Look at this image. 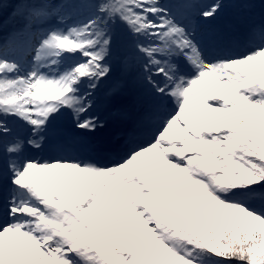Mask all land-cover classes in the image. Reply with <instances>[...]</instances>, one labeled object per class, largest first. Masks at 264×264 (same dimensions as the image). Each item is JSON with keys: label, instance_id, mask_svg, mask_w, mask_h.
Wrapping results in <instances>:
<instances>
[{"label": "snow or ice", "instance_id": "1", "mask_svg": "<svg viewBox=\"0 0 264 264\" xmlns=\"http://www.w3.org/2000/svg\"><path fill=\"white\" fill-rule=\"evenodd\" d=\"M258 199L264 0H0V264H264Z\"/></svg>", "mask_w": 264, "mask_h": 264}, {"label": "rangeland", "instance_id": "2", "mask_svg": "<svg viewBox=\"0 0 264 264\" xmlns=\"http://www.w3.org/2000/svg\"><path fill=\"white\" fill-rule=\"evenodd\" d=\"M202 3H211L212 0H201ZM224 3L231 5L235 2H237V0H223ZM251 2L259 4L260 0H251ZM261 10L257 9L255 14L250 15L249 13L240 10V9H235L232 7H228L225 11V14L223 15L222 19H221V24H226L228 25L232 31L236 32V33H242L244 32L249 25L253 24V23H259L260 19H261ZM234 23H239L242 28L241 29H237L234 28ZM96 113L97 115L101 118L102 121H104L107 124V129L105 130V132H101L98 133V137H105L108 135V133L111 131L112 129V118L109 115V112L107 110V105L104 103V93L103 90L100 94V98L97 104V109H96ZM50 154L49 153H40V154H35L36 159L41 160V162H43V160L47 159L48 156ZM66 156H78L80 158H85L87 155H89L87 149L85 147H78L76 149L71 150L70 152H68L67 154H65ZM107 162V161H105ZM35 175V173H34ZM43 182V181H41ZM257 207L258 204H256Z\"/></svg>", "mask_w": 264, "mask_h": 264}, {"label": "trees", "instance_id": "3", "mask_svg": "<svg viewBox=\"0 0 264 264\" xmlns=\"http://www.w3.org/2000/svg\"><path fill=\"white\" fill-rule=\"evenodd\" d=\"M256 204H258V206L264 205V201H261V200L258 199L256 201Z\"/></svg>", "mask_w": 264, "mask_h": 264}]
</instances>
